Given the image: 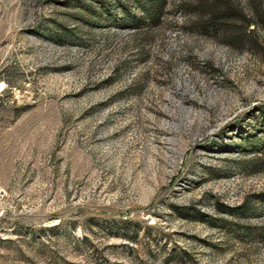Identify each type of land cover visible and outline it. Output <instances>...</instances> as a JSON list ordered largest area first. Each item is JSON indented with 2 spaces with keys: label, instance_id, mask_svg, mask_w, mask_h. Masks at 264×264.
I'll use <instances>...</instances> for the list:
<instances>
[{
  "label": "rangeland",
  "instance_id": "obj_1",
  "mask_svg": "<svg viewBox=\"0 0 264 264\" xmlns=\"http://www.w3.org/2000/svg\"><path fill=\"white\" fill-rule=\"evenodd\" d=\"M149 1L0 0V264H264V0Z\"/></svg>",
  "mask_w": 264,
  "mask_h": 264
},
{
  "label": "trees",
  "instance_id": "obj_2",
  "mask_svg": "<svg viewBox=\"0 0 264 264\" xmlns=\"http://www.w3.org/2000/svg\"><path fill=\"white\" fill-rule=\"evenodd\" d=\"M226 0H223V7L217 4L215 6V10L210 14V19L206 22H202V26L206 29H211L213 31L221 30L223 31V39L227 42H230L231 44L235 45L237 48H241L243 46V42H241L240 35L237 33V29H228L226 27H219L217 24V18L221 15V10L223 8V14H226L227 12L234 11L238 9V6L236 4L229 2H225ZM164 0H152L149 1V3L142 5V12L145 14L142 18L145 21L147 20L148 23H156L159 21V17L161 15V12L164 8ZM255 9V7H253ZM259 11L261 9H258ZM257 10V11H258ZM249 20H246V25L249 24ZM253 31V29H249V32Z\"/></svg>",
  "mask_w": 264,
  "mask_h": 264
},
{
  "label": "built area",
  "instance_id": "obj_3",
  "mask_svg": "<svg viewBox=\"0 0 264 264\" xmlns=\"http://www.w3.org/2000/svg\"><path fill=\"white\" fill-rule=\"evenodd\" d=\"M5 213H4V209L3 208H0V216H4Z\"/></svg>",
  "mask_w": 264,
  "mask_h": 264
}]
</instances>
